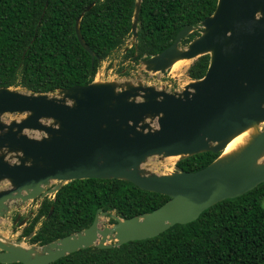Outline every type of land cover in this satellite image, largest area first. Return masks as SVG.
Returning a JSON list of instances; mask_svg holds the SVG:
<instances>
[{
    "label": "water",
    "instance_id": "95a60500",
    "mask_svg": "<svg viewBox=\"0 0 264 264\" xmlns=\"http://www.w3.org/2000/svg\"><path fill=\"white\" fill-rule=\"evenodd\" d=\"M140 10L141 0H136L133 42ZM82 14L75 33L93 64L96 54L79 27ZM194 28L202 29L200 35L179 49ZM204 54L210 56L205 75L191 79L180 93L141 85L116 90L111 83L95 81L48 93L0 87V182H9L8 188L0 189V216L9 200L42 199L62 186L44 189L50 181L122 179L169 197L140 216L124 219L111 214L115 223L104 227L99 226L98 215L107 212L97 209L89 227L44 245L24 244L33 233L14 241L0 235V263L50 264L79 249L152 238L175 224L193 222L213 204L264 182V125L239 153L223 161L217 156L196 171L176 167L171 174L146 175L139 169L152 155L178 160L204 151L219 155L233 136L264 122V0H218L199 26L183 27L171 45L143 63L147 70L163 73L176 59ZM5 113L28 116L6 123ZM26 130L44 135L30 137ZM8 153L14 161L7 160Z\"/></svg>",
    "mask_w": 264,
    "mask_h": 264
},
{
    "label": "trees",
    "instance_id": "16d2710c",
    "mask_svg": "<svg viewBox=\"0 0 264 264\" xmlns=\"http://www.w3.org/2000/svg\"><path fill=\"white\" fill-rule=\"evenodd\" d=\"M217 1L141 0L137 37L124 58L139 62L161 52L180 29L197 27L210 16ZM135 2L0 0V87L48 93L91 83L100 63L131 37ZM81 14L82 37L96 54L93 64L75 33ZM201 31L193 30L180 45L187 46ZM209 59V54L194 59L187 76L201 79ZM217 156L211 151L196 153L178 160L176 167L196 171ZM263 198L264 182L213 204L195 221L175 224L155 237L79 249L50 264H264ZM168 199L122 179H76L63 184L52 199L41 200L24 233L33 232L30 244L44 245L89 227L97 209L106 211L113 224L111 214L124 219L140 216Z\"/></svg>",
    "mask_w": 264,
    "mask_h": 264
},
{
    "label": "rangeland",
    "instance_id": "374dc122",
    "mask_svg": "<svg viewBox=\"0 0 264 264\" xmlns=\"http://www.w3.org/2000/svg\"><path fill=\"white\" fill-rule=\"evenodd\" d=\"M195 29V28H194ZM200 29V28H199ZM133 43L131 37H129L124 45L119 49L112 52L106 59H104L98 68V71L94 77L97 83H111L115 86L116 90L126 88L127 86H151L157 90H163L169 93H180L183 87L191 81L187 76L186 70L194 59H186L181 66V69L177 72L171 71L168 68L165 72L161 73L159 71H150L146 69L143 61H132L130 58H124L123 54ZM179 49H184L186 46L179 44ZM185 60V59H184ZM19 90H24L22 87H17ZM55 95L58 92L53 93ZM136 100H142V98L137 97ZM23 118L21 113H5L2 116V120L6 123L11 121H19ZM43 123L50 124L52 120L43 119ZM25 133L34 138H40L44 133L34 130H26ZM14 156L12 154H7V160L14 161ZM179 159L178 156L166 157L163 155H152L147 157V159L140 165V171L143 174H171L176 171V162ZM264 160V159H263ZM64 182L50 181L47 185L43 186L44 189H53L56 185H63ZM9 186V182L4 180L0 182V189H6ZM54 193L48 194L47 197L53 198ZM41 198L38 196L33 200L21 201L19 199L9 200L6 202L7 209L0 216V235L7 239L14 241L17 239L21 233V228L13 229L12 225L8 221V218L14 214V208H19V212L22 215H26L28 222L32 220L34 214L37 210V206ZM261 205L264 207V198L261 201ZM99 226H109L108 222L109 216L98 215ZM112 241H107V243H113ZM25 245L31 247L35 244H30L25 241ZM37 245V244H36Z\"/></svg>",
    "mask_w": 264,
    "mask_h": 264
},
{
    "label": "bare ground",
    "instance_id": "6f19581e",
    "mask_svg": "<svg viewBox=\"0 0 264 264\" xmlns=\"http://www.w3.org/2000/svg\"><path fill=\"white\" fill-rule=\"evenodd\" d=\"M187 61L186 59H176L173 64L171 65L170 69L171 71H179L181 69V66L183 63ZM28 116L27 113H23V117ZM264 125V122H259L252 124L248 126L246 129L241 131L240 133L233 136L230 141L227 143L225 148L220 152L218 155V161H223L228 159L229 157H232L239 153L246 145H248L252 139L260 133L262 130V126ZM262 159H264V154L262 156Z\"/></svg>",
    "mask_w": 264,
    "mask_h": 264
},
{
    "label": "flooded vegetation",
    "instance_id": "af4514ba",
    "mask_svg": "<svg viewBox=\"0 0 264 264\" xmlns=\"http://www.w3.org/2000/svg\"><path fill=\"white\" fill-rule=\"evenodd\" d=\"M45 197H47V196H45ZM44 198V197H43ZM42 198V199H43ZM48 198H50V197H48ZM41 199V200H42ZM41 202V201H40ZM40 202H39V204H40ZM39 204H38V206H39ZM37 206V207H38ZM15 210H14V214L12 215V216H10L9 218H8V221L10 222V224L12 225V227H13V229H16V228H21V233H20V235H19V237L17 238V239H19V238H22V237H26L27 235H29V234H26V233H24V230L28 227V225H29V223H30V221L28 222V219H27V216L26 215H22L20 212H19V208H14ZM19 216V217H18ZM23 219H25V222H24V224H22V225H20V223H21V221L23 220ZM39 224V223H38ZM37 228V226H35V229ZM31 233H33V232H31ZM16 240V239H15ZM29 240V239H28Z\"/></svg>",
    "mask_w": 264,
    "mask_h": 264
}]
</instances>
